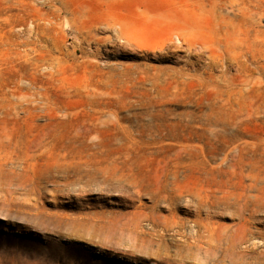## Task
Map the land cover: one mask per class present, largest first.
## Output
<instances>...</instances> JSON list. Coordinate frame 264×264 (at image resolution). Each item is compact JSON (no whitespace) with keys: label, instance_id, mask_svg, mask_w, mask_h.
Masks as SVG:
<instances>
[{"label":"rangeland","instance_id":"rangeland-1","mask_svg":"<svg viewBox=\"0 0 264 264\" xmlns=\"http://www.w3.org/2000/svg\"><path fill=\"white\" fill-rule=\"evenodd\" d=\"M263 75L264 0H0V264H264Z\"/></svg>","mask_w":264,"mask_h":264},{"label":"bare ground","instance_id":"bare-ground-1","mask_svg":"<svg viewBox=\"0 0 264 264\" xmlns=\"http://www.w3.org/2000/svg\"><path fill=\"white\" fill-rule=\"evenodd\" d=\"M247 5V4H246ZM253 7V6H252ZM248 8V7H247ZM245 10V9H244ZM247 10V9H246ZM255 13V12H254ZM195 17V16H194ZM221 43H222V41H221ZM223 44V43H222ZM224 44H226V43H224ZM257 52V51H256ZM218 53V52H217ZM219 54V53H218ZM230 62V61H229ZM245 63V62H244ZM255 63V62H254ZM210 65H212V64H210ZM213 65H215L214 63H213ZM248 65V64H247ZM248 67V66H247ZM45 68H46V66H45ZM44 68V69H45ZM242 68V67H241ZM249 68V67H248ZM211 69V68H210ZM211 70H213V68L211 69ZM263 70V69H262ZM246 72H247V69H246ZM264 76V75H263ZM259 77V76H258ZM234 79V81H233V83L236 81V79L235 78H233ZM23 80V79H22ZM25 80H27V79H25ZM256 80V79H255ZM28 81V80H27ZM228 82V81H227ZM230 82V81H229ZM248 81L246 80V78L245 79H242V80H240V81H238L237 83H236V85H238V84H241V85H243V84H245L246 83V85L249 87V88H251V90L252 89H254V87H255V84H253L252 86L250 85V83H247ZM261 82V81H260ZM264 82V81H263ZM262 83V82H261ZM28 84V83H27ZM29 85V84H28ZM35 86V85H34ZM43 88V87H42ZM261 88V87H260ZM211 89V88H210ZM262 89V88H261ZM210 91V90H209ZM220 94V93H219ZM249 94V93H248ZM260 94V93H259ZM220 96V95H219ZM245 96V95H244ZM214 97V96H213ZM224 98V97H223ZM237 98V97H236ZM215 99V98H214ZM220 99V98H219ZM254 99V98H253ZM256 99H257V97H256ZM212 100V99H211ZM232 100V99H231ZM245 100V99H244ZM260 100V99H259ZM39 101V100H38ZM216 101V100H215ZM257 101V100H256ZM229 102V101H228ZM233 102V101H232ZM262 102V101H261ZM264 103V102H263ZM236 104V103H235ZM253 104H252V102L251 103H246L245 101H241V103L239 102V105H237V106H239V107H237V108H234L233 110L234 111H236V112H238V113H243L245 110H248V111H252V109H253V106H252ZM232 106H234V105H232ZM249 107H252V108H249ZM257 108V110H258V107H256ZM213 110H215V109H213ZM254 110V109H253ZM233 111V112H234ZM105 112V111H104ZM112 112V111H111ZM214 112V111H213ZM232 112V113H233ZM208 113V112H207ZM36 115V114H35ZM257 117V116H256ZM259 117H262V115L261 116H259ZM221 118V117H220ZM250 120V119H249ZM112 121V120H111ZM196 123V122H195ZM191 129V128H190ZM151 133V132H150ZM42 146V145H41ZM38 147H40V146H38ZM177 192V191H176ZM237 205V204H236ZM175 210V209H174ZM205 210V209H204ZM170 219V218H169ZM170 222V221H169ZM192 223H194V222H192ZM166 225V224H165ZM168 226V225H167ZM177 228V227H176ZM189 228V227H188ZM190 230V229H189ZM188 230V231H189ZM177 232V231H176ZM181 232V231H180ZM193 234V233H192ZM181 236V235H180ZM189 236V235H188ZM184 239V238H183ZM187 241V240H186ZM204 241V240H203ZM252 243L254 244V245H258V244H260V243H263L261 240H259V239H256V238H252ZM243 245V244H242ZM201 246V245H200ZM252 246V245H251Z\"/></svg>","mask_w":264,"mask_h":264}]
</instances>
